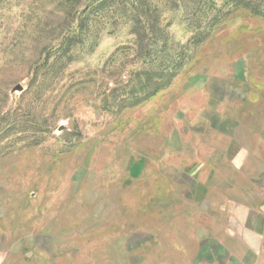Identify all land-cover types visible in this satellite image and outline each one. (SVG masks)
I'll return each instance as SVG.
<instances>
[{
  "label": "rangeland",
  "instance_id": "rangeland-1",
  "mask_svg": "<svg viewBox=\"0 0 264 264\" xmlns=\"http://www.w3.org/2000/svg\"><path fill=\"white\" fill-rule=\"evenodd\" d=\"M233 3L0 0V264L173 263L197 134L264 111V15Z\"/></svg>",
  "mask_w": 264,
  "mask_h": 264
},
{
  "label": "crops",
  "instance_id": "crops-1",
  "mask_svg": "<svg viewBox=\"0 0 264 264\" xmlns=\"http://www.w3.org/2000/svg\"><path fill=\"white\" fill-rule=\"evenodd\" d=\"M197 136L183 167L188 187L171 218V264H264V111L261 119L212 121ZM164 254L162 245L140 243L127 264H168Z\"/></svg>",
  "mask_w": 264,
  "mask_h": 264
},
{
  "label": "trees",
  "instance_id": "trees-1",
  "mask_svg": "<svg viewBox=\"0 0 264 264\" xmlns=\"http://www.w3.org/2000/svg\"><path fill=\"white\" fill-rule=\"evenodd\" d=\"M239 5H242V6H245V7H248V8H250L253 12H255V13H257V14H262V15H264L263 14V11L260 9V7L259 6H257V5H255L253 2H250V1H248V0H235V3H233V4H231L230 5V7H229V9L226 11V13H223L222 15H220L221 17L222 16H225L228 12H230L231 11V9L233 8V7H237V6H239ZM147 21V20H146ZM210 30H211V28H209ZM207 35H209V30L206 32V33H204V37L200 40V41H203L204 40V38H206V36ZM145 45H143V47H144ZM147 46V45H146ZM146 46H145V48H146ZM150 47V46H149ZM152 48V47H151ZM150 50V52H152V49H149ZM157 50V49H156ZM175 74V72L173 73V75Z\"/></svg>",
  "mask_w": 264,
  "mask_h": 264
},
{
  "label": "water",
  "instance_id": "water-1",
  "mask_svg": "<svg viewBox=\"0 0 264 264\" xmlns=\"http://www.w3.org/2000/svg\"><path fill=\"white\" fill-rule=\"evenodd\" d=\"M22 90L23 89V86L21 85V84H18L15 88H14V90Z\"/></svg>",
  "mask_w": 264,
  "mask_h": 264
}]
</instances>
